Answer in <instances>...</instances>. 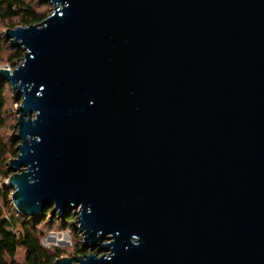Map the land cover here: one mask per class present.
<instances>
[{
	"label": "water",
	"instance_id": "1",
	"mask_svg": "<svg viewBox=\"0 0 264 264\" xmlns=\"http://www.w3.org/2000/svg\"><path fill=\"white\" fill-rule=\"evenodd\" d=\"M39 1L4 187L74 214L90 252L53 264H264V0Z\"/></svg>",
	"mask_w": 264,
	"mask_h": 264
},
{
	"label": "trees",
	"instance_id": "2",
	"mask_svg": "<svg viewBox=\"0 0 264 264\" xmlns=\"http://www.w3.org/2000/svg\"><path fill=\"white\" fill-rule=\"evenodd\" d=\"M19 17L23 26H30L41 22L43 19L27 3L26 0H0V23ZM3 51L0 41V53ZM15 59L23 56L20 49L16 50ZM10 84L0 80V175L9 178L8 161L16 158L18 142L6 140L1 132L6 127V92ZM11 88V87H10ZM13 191L4 186L0 188V200L3 204L13 208L11 194ZM53 208H48L43 215L44 221L57 223L63 221L64 225L73 228L76 219L73 213L65 215L62 219L58 216L51 218ZM10 213V212H9ZM17 213V212H16ZM4 215L0 209V264H53L60 258L59 252H52L42 244V233L39 231L41 221L30 217L18 215ZM81 239V238H80ZM83 246L78 245L77 253H83ZM24 253L23 261L17 259L19 251ZM88 252V251H87ZM96 253V252H95Z\"/></svg>",
	"mask_w": 264,
	"mask_h": 264
},
{
	"label": "rangeland",
	"instance_id": "3",
	"mask_svg": "<svg viewBox=\"0 0 264 264\" xmlns=\"http://www.w3.org/2000/svg\"><path fill=\"white\" fill-rule=\"evenodd\" d=\"M26 1L42 18L48 17L52 12L53 6L50 3H41L39 0ZM17 26H23L19 17L0 23V41H2L3 45V51L0 53V69L13 70L22 63L23 56L15 59V55L17 52L16 50L18 48L12 47L10 41L6 39L4 34L7 29H12ZM6 99V127L2 130L1 134L4 139L12 140L14 134L17 132L15 125L17 122L16 110L18 107V102L15 101L13 92L10 87H8V90L6 92ZM7 180V178L0 175V188L4 186ZM0 209L3 211L4 215H13L16 213V211H14L11 207H9L10 210H8L7 205L3 204L1 200ZM59 218L62 219L61 217ZM35 219H39L42 222L41 226L39 227V231L42 233V244L52 252H59L61 255L60 258L69 257L75 259L90 252L85 251L83 253H77L78 245H82V240L80 239L81 234L77 230L76 223L73 224L72 228L68 227V225H64L63 221L54 224L48 220L44 221L43 223L42 218ZM96 251H94V253ZM23 256L24 253L22 250H20L17 259L22 262Z\"/></svg>",
	"mask_w": 264,
	"mask_h": 264
}]
</instances>
